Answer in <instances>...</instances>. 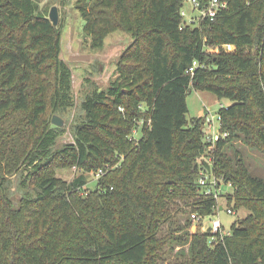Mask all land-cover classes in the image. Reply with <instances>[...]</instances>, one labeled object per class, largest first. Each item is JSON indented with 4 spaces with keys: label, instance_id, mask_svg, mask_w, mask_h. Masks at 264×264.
Instances as JSON below:
<instances>
[{
    "label": "trees",
    "instance_id": "trees-1",
    "mask_svg": "<svg viewBox=\"0 0 264 264\" xmlns=\"http://www.w3.org/2000/svg\"><path fill=\"white\" fill-rule=\"evenodd\" d=\"M184 1L75 0L92 48L117 30L132 42L109 87L82 101L74 142L55 150L65 127L44 114L74 105L61 25L37 0H0V264H264V177L234 144L264 153V0H227L213 21L180 28ZM193 89L230 100L215 147L204 116L187 121ZM204 162L232 183L228 205L249 210L215 244L181 221L189 207L215 214L199 192ZM64 165L82 173L67 181L55 174Z\"/></svg>",
    "mask_w": 264,
    "mask_h": 264
},
{
    "label": "rangeland",
    "instance_id": "rangeland-1",
    "mask_svg": "<svg viewBox=\"0 0 264 264\" xmlns=\"http://www.w3.org/2000/svg\"><path fill=\"white\" fill-rule=\"evenodd\" d=\"M39 11L49 14L51 8L56 5L59 11V23L62 30V52L61 57L68 63L73 73V98L74 105L69 107L63 113H50L47 110L44 114L45 119L52 121L55 114L61 116L65 124L64 132L59 136L55 150L62 148L65 144L74 142L73 129L78 121L81 119L83 111L81 109L82 101L94 90H106L110 81L117 75V62L122 52L132 42L131 35L122 30H117L110 33L106 39L105 44L100 49L91 47L90 40L84 34V20L75 6V0H37ZM185 7L191 8L190 2H186ZM208 51L215 52V48H208ZM230 100L227 98L220 99L215 93L210 91H202L193 89L187 95L188 112L186 114L187 121L190 122L199 116H202L206 110H209L216 116V128L218 129L219 120L217 115L222 106H227ZM42 125V124H41ZM54 125V124H53ZM235 148L239 149L250 169L254 175L264 177V153L254 148L246 146L242 141L234 142ZM233 152V151H232ZM82 170L75 169L72 165L57 166L55 174L67 181L73 180L80 175ZM87 186L94 185V178L92 173H86ZM12 186L16 190L17 195L21 194L19 189V175L12 177ZM226 185L224 190H226ZM88 191V189L86 190ZM84 191V194H86ZM221 199V198H220ZM221 201L227 207L228 201L222 198ZM188 214L182 216L181 221L185 224L186 221L190 223L187 231L195 233L200 231V225L197 221L191 219V208L189 207ZM235 213H227L225 209H221L217 214L206 215L204 222L211 225L214 219L220 218L224 224L225 231H229L232 224L240 219H243L249 210L241 207L234 209ZM180 216V214H179ZM182 246H176L175 251H178ZM188 248V244L184 246ZM164 264H168L165 262Z\"/></svg>",
    "mask_w": 264,
    "mask_h": 264
},
{
    "label": "built area",
    "instance_id": "built-area-1",
    "mask_svg": "<svg viewBox=\"0 0 264 264\" xmlns=\"http://www.w3.org/2000/svg\"><path fill=\"white\" fill-rule=\"evenodd\" d=\"M187 1L191 4L190 9L185 7ZM227 7V0H185L184 6L181 10L182 22L180 28H184L186 26L201 27L204 22L213 21L216 16ZM220 47L226 51H233L235 49L233 44L227 43L217 46L215 51L219 52ZM201 65L202 64L198 60H194L186 72L191 76H194L196 69ZM202 116L205 117L203 127L204 140L210 143L212 147H215L216 142L221 137L227 136V132H223L220 127L221 115L219 113L217 115V119L219 120L218 129L216 128L215 124L216 116L212 112L206 110ZM141 135L142 133L140 132V129L137 128L134 129L133 133L130 135V138L138 139L141 137ZM208 160H212V158L208 157ZM74 168L77 169L76 166H74ZM91 173L94 180L96 181L105 173V170L100 168L97 171H93ZM198 184L201 195L214 197L216 199L217 204L214 208L215 214H217L221 209H225L227 213H235L234 209L230 205L227 204V207L225 208V204L221 201L222 198L227 199V195L232 192L233 185L231 182H226L224 178L217 177L211 172V170H208L203 166L200 169ZM225 185L227 187L226 190H224ZM87 187L88 186L85 185L86 189ZM86 189L84 191H86ZM84 191L82 193H84ZM205 216L206 215H202L198 211L191 213V219L198 222L200 225V231H207L211 233L212 244H215L220 240H224L225 235L231 234V229L229 231H225L224 224L220 218L214 219L211 225H207L204 222Z\"/></svg>",
    "mask_w": 264,
    "mask_h": 264
},
{
    "label": "water",
    "instance_id": "water-1",
    "mask_svg": "<svg viewBox=\"0 0 264 264\" xmlns=\"http://www.w3.org/2000/svg\"><path fill=\"white\" fill-rule=\"evenodd\" d=\"M49 18L52 21V23L54 24V26H57L59 23V11H58V7L56 5H54L49 13ZM52 123L57 125V126H64L65 121L64 119L59 116L58 114L53 115L52 117ZM204 165L206 166V168L208 170H210V165L207 162H204Z\"/></svg>",
    "mask_w": 264,
    "mask_h": 264
}]
</instances>
